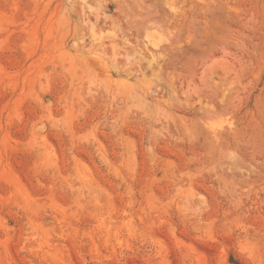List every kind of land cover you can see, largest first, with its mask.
<instances>
[{
  "label": "rangeland",
  "instance_id": "1",
  "mask_svg": "<svg viewBox=\"0 0 264 264\" xmlns=\"http://www.w3.org/2000/svg\"><path fill=\"white\" fill-rule=\"evenodd\" d=\"M0 264H264V0H0Z\"/></svg>",
  "mask_w": 264,
  "mask_h": 264
}]
</instances>
